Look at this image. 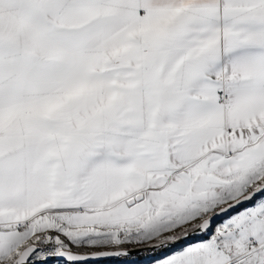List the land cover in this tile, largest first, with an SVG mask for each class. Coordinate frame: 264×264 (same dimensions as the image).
I'll use <instances>...</instances> for the list:
<instances>
[{
  "label": "snow or ice",
  "instance_id": "snow-or-ice-1",
  "mask_svg": "<svg viewBox=\"0 0 264 264\" xmlns=\"http://www.w3.org/2000/svg\"><path fill=\"white\" fill-rule=\"evenodd\" d=\"M126 244L264 264V0H0V264Z\"/></svg>",
  "mask_w": 264,
  "mask_h": 264
},
{
  "label": "crops",
  "instance_id": "crops-1",
  "mask_svg": "<svg viewBox=\"0 0 264 264\" xmlns=\"http://www.w3.org/2000/svg\"><path fill=\"white\" fill-rule=\"evenodd\" d=\"M258 198L259 197H257V199ZM207 238H208V234L201 233V235L199 236H193L192 238L186 240L185 242L176 244L175 247H181L183 245L195 243L200 240L207 239ZM137 246H145V245L126 244L123 247L131 248V247H137ZM94 250H97V249H87V248L79 249V251L81 252H90ZM172 250H173L172 248H166V249L152 248V249L143 250L134 255L120 257L118 259H113V260H106V261L98 262V263H91V264H155L156 260L167 255ZM49 264H65V262L52 261Z\"/></svg>",
  "mask_w": 264,
  "mask_h": 264
},
{
  "label": "water",
  "instance_id": "water-1",
  "mask_svg": "<svg viewBox=\"0 0 264 264\" xmlns=\"http://www.w3.org/2000/svg\"><path fill=\"white\" fill-rule=\"evenodd\" d=\"M219 222H220V220L218 219V220L216 221V223H219ZM199 234H201V233L193 234V235L187 237L186 239L182 240V241L179 242V243L185 242L186 240L192 238L193 236H198ZM127 249H128V255H127V256H130V255H134V254H136V253H139V252H141V251H143V250L152 249V247H151V246H146V245H145V246L131 247V248H127ZM102 250H108V249H102ZM120 257H125V256H108V257H97V258H91V259H89V260H87V261L79 262V264L98 263V262H103V261H106V260L118 259V258H120ZM52 261H62V260H60L59 258H56V259L51 260L50 262H52ZM50 262H49V263H50ZM63 262H64V261H63Z\"/></svg>",
  "mask_w": 264,
  "mask_h": 264
},
{
  "label": "rangeland",
  "instance_id": "rangeland-1",
  "mask_svg": "<svg viewBox=\"0 0 264 264\" xmlns=\"http://www.w3.org/2000/svg\"><path fill=\"white\" fill-rule=\"evenodd\" d=\"M199 235H201V234H199ZM199 235H198V236H199Z\"/></svg>",
  "mask_w": 264,
  "mask_h": 264
}]
</instances>
